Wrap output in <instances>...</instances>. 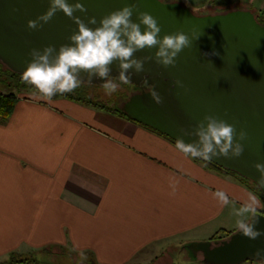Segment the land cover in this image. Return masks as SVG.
Wrapping results in <instances>:
<instances>
[{
  "label": "crops",
  "instance_id": "obj_1",
  "mask_svg": "<svg viewBox=\"0 0 264 264\" xmlns=\"http://www.w3.org/2000/svg\"><path fill=\"white\" fill-rule=\"evenodd\" d=\"M177 1L193 12L214 4L264 12V0ZM15 93L11 114L0 118V260L54 246L89 264H201L187 243L238 230L245 217L234 213L249 193L264 212V200L233 176L136 122ZM217 190L229 205L220 206Z\"/></svg>",
  "mask_w": 264,
  "mask_h": 264
},
{
  "label": "water",
  "instance_id": "obj_2",
  "mask_svg": "<svg viewBox=\"0 0 264 264\" xmlns=\"http://www.w3.org/2000/svg\"><path fill=\"white\" fill-rule=\"evenodd\" d=\"M84 5L86 12L74 16L88 23L100 19L125 5L134 4L131 19L138 21V12H148L161 27L160 36L182 31L189 36L190 46L175 58L174 66L164 67L156 60H144L143 71L132 72L128 84L138 87L120 106L133 121L159 132L176 142L197 139L195 126L205 115H212L233 124L237 134L247 135L239 140L243 152L239 157H214L209 164L232 171L251 181L264 198V187L257 181L260 172L256 163L264 164V25L246 8L197 14L177 0H67ZM50 0H0V63L10 71L22 74L32 59L31 49L43 50L53 45L58 51L70 43V35L78 31L73 19L57 11L41 27L31 29L35 20L47 11ZM144 25H141L143 31ZM198 37V38H196ZM156 48L134 53V58L153 56ZM54 55V54H53ZM109 79L119 78V61L110 66ZM82 82L103 85L96 75L88 81V73H79ZM182 82V87L175 82ZM156 91L162 102L151 95ZM206 123V122H205ZM183 129V131H181ZM238 140V135L234 137ZM203 160V159H202ZM264 200V199H263ZM259 222L254 226L264 233V212H257ZM249 222H253L252 216ZM192 258L200 254L201 264H243L264 261V235L249 239L239 230L222 239L194 241L185 245Z\"/></svg>",
  "mask_w": 264,
  "mask_h": 264
},
{
  "label": "clouds",
  "instance_id": "obj_3",
  "mask_svg": "<svg viewBox=\"0 0 264 264\" xmlns=\"http://www.w3.org/2000/svg\"><path fill=\"white\" fill-rule=\"evenodd\" d=\"M135 8L136 6L132 4L114 10L100 19L99 26L92 28L88 24H96L95 17H90L88 23H85L80 17L74 16L76 11L86 12L83 4L79 2L70 4L67 0H50L47 11L37 19L29 20L28 27L31 29L41 27L40 21L46 23L57 11H63L74 20L78 31L73 32L69 37L70 43L60 45L58 51L53 45L45 46L42 51L31 49L29 55L32 59L21 74L22 81L34 86L40 99L51 101L57 93L62 95L77 89L82 83L79 73L84 71L88 73L89 82L92 81L93 75L101 78L104 81L102 87L105 93L112 95L119 89V84L109 79V66L114 61H119V80L124 84L130 81L132 72L129 69L134 68L136 73L143 71L144 60L154 58L164 67L174 66L178 54L190 46L189 36L177 31L161 37L159 35L161 27L150 13L138 12V23L131 19ZM141 25L145 26L143 31ZM145 48H156L154 57L145 56L143 60L134 58V53ZM175 83L183 86L179 80ZM151 95L156 103L162 102L155 90ZM194 135L197 139L191 142H185L183 138L178 137L175 142L176 149L186 157L211 161L214 157H239L243 152V145L239 140H244L247 134L243 130L237 134L233 124L212 115H205L195 126ZM237 135L238 140L234 139ZM254 167L261 174L257 183L264 187V164L256 163ZM170 183L172 194H175L178 181ZM213 197L222 207L230 204L229 196L224 190L215 191ZM259 207L258 197L249 193L247 200L234 213L237 217H245L236 219L235 224L240 233L252 240L264 235L254 226L259 222L257 216ZM249 214L253 222H249Z\"/></svg>",
  "mask_w": 264,
  "mask_h": 264
},
{
  "label": "trees",
  "instance_id": "obj_4",
  "mask_svg": "<svg viewBox=\"0 0 264 264\" xmlns=\"http://www.w3.org/2000/svg\"><path fill=\"white\" fill-rule=\"evenodd\" d=\"M255 17L259 23L264 25V12L256 14ZM0 74L6 75L8 77V79L10 80V82H7V85H6L7 89H4V90L0 89V118L6 119L11 114V112L14 108V105L17 101V96L15 93L16 90L14 91V89H16V87H18L17 86L18 84L22 85V89L25 87L24 89L26 91H31V92L36 91L37 92V90L35 89L34 86L24 83L21 79V74H17V73L10 71L1 63H0ZM111 79H119V78H111ZM12 84L15 85V86H13L14 89H10ZM91 86H95V85L82 82L81 85L77 89H75L73 92L65 93L62 95L57 93L54 96L67 98V99L73 100L75 102H78V103H81V104H84V105H87V106H90V107H93V108H96V109H99V110H102V111H105V112H108L111 114H114V115L122 117L124 119L133 121L131 118L126 116V114L117 105H113L111 107V106H109L108 103L101 101L97 98H94L92 95H90V93L88 92V89ZM132 86L134 87V89H138L137 86H134V85H132ZM133 122H135V121H133ZM137 124L143 126L144 128H147V129H149V130H151V131H153V132H155V133H157L163 137H165L166 139L171 141L173 144H175L174 141H172L171 139H169L165 135H163L159 132H156V131L150 129L149 127L144 126L140 123H137ZM199 159H201V158H199ZM203 161L206 162L205 160H203ZM206 163L212 169L220 170L225 174H229V175L233 176V178H235L241 184H243L244 186H246L247 188H249L250 190L255 192L260 198L264 199L262 194L260 193L259 189L248 179L241 177L240 175L236 174L235 172L226 171V170L220 169L216 166H213V165L209 164L208 162H206ZM211 239H221V237L215 236ZM0 264H41V263L37 259H35L34 257H22L18 253L11 252L6 259L0 260Z\"/></svg>",
  "mask_w": 264,
  "mask_h": 264
},
{
  "label": "rangeland",
  "instance_id": "obj_5",
  "mask_svg": "<svg viewBox=\"0 0 264 264\" xmlns=\"http://www.w3.org/2000/svg\"><path fill=\"white\" fill-rule=\"evenodd\" d=\"M229 5V4H228ZM227 4L218 5L215 4L211 6V8L207 10L197 11V14H205V13H215L227 10L228 8H232L231 5L228 6ZM1 75V74H0ZM117 84H119V89L114 92L112 95H107L105 90L103 89L102 85H95L91 86L88 89L90 95L94 98H97L101 101H104L109 104V106L117 105L118 107L121 106L122 102L128 98V96L135 92L136 90L132 85L121 83L119 79H113ZM7 82H10L6 75L0 76V89H7ZM14 84L11 85L10 89H14ZM18 87L14 89L17 93L21 96L23 92H27L24 88L22 89V85L18 84ZM21 92V93H20ZM111 100V101H110ZM110 101V102H109ZM226 238V237H225ZM222 239V238H221ZM47 253L41 252H31L29 255L25 257H34L37 259L41 264H89L88 258L77 255L71 252L64 251L59 247L50 246L45 250ZM24 257V256H22ZM243 264H264V261H247Z\"/></svg>",
  "mask_w": 264,
  "mask_h": 264
},
{
  "label": "flooded vegetation",
  "instance_id": "obj_6",
  "mask_svg": "<svg viewBox=\"0 0 264 264\" xmlns=\"http://www.w3.org/2000/svg\"><path fill=\"white\" fill-rule=\"evenodd\" d=\"M135 90H138V89H135ZM212 240H215V239H212Z\"/></svg>",
  "mask_w": 264,
  "mask_h": 264
}]
</instances>
